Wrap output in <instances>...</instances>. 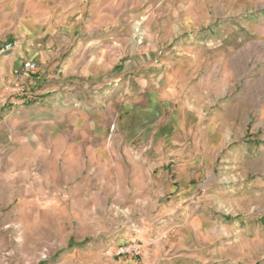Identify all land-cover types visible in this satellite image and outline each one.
<instances>
[{
  "label": "rangeland",
  "instance_id": "obj_1",
  "mask_svg": "<svg viewBox=\"0 0 264 264\" xmlns=\"http://www.w3.org/2000/svg\"><path fill=\"white\" fill-rule=\"evenodd\" d=\"M54 1L76 29H60L54 97L36 92L41 79L27 87L25 106L40 104L56 130L38 135L16 117L9 145L0 146V264L125 262L107 251L159 208L124 209L117 197L134 187V171L173 176L181 148L184 190L191 189L184 194V218L202 219V227L191 226L198 235L191 248L206 264L216 247L264 264V0ZM66 105L107 123L103 137L121 152L125 138H135L132 156L77 164L47 153L38 159L42 147L26 143L28 133H88L84 126L69 130L71 119L61 111ZM6 130L0 127L2 139ZM152 139L172 143V159L165 152L153 159L136 154L148 151L143 144ZM5 154L12 155L11 164ZM38 174L44 195L36 194ZM84 177L93 182L85 195L97 198L92 205L71 194ZM26 181L33 184L28 202ZM101 190L108 191L107 203ZM161 197L160 203L168 200Z\"/></svg>",
  "mask_w": 264,
  "mask_h": 264
},
{
  "label": "crops",
  "instance_id": "obj_2",
  "mask_svg": "<svg viewBox=\"0 0 264 264\" xmlns=\"http://www.w3.org/2000/svg\"><path fill=\"white\" fill-rule=\"evenodd\" d=\"M75 23L72 22L70 14L65 13L63 15L60 13L59 6L54 0H0V44L8 41L18 42V46L11 56L0 58V127L3 130L8 129V132L5 131L3 139L0 137V146L9 145L7 135L10 134L9 130L14 128L13 119L16 117H20L21 126H26L27 130L32 128L38 135L40 132L43 134L45 129H49V131L56 130L55 126L53 128L50 124L51 121L46 120L49 112L42 111L43 108L40 104L30 108L25 106V102L14 104L18 98L14 86V71L27 60L34 61L37 69L27 80L26 85L34 89V86H38L41 79H44L42 89L37 87L38 89L35 88L36 92L39 90L46 98L49 97L48 100L52 99L54 97L53 78L60 77L57 76L55 71L59 65L58 58L62 48L60 29H76ZM67 66H71V63L69 62ZM74 110L75 108L69 105L61 108L62 113H66L71 119L67 124L69 130H73L75 133L84 126L88 133L86 132L87 134L85 133L83 136L68 138L51 136L49 133L47 136L40 135L35 138L34 132L28 133L23 140L28 144L34 141L42 147L38 150V159L44 160L45 153H47L53 156L54 159L61 156L67 162L77 164L85 162L87 158L89 161L108 163L115 159L118 161L124 159V157L132 156L130 145L135 141V138L131 140L125 138L122 145L127 147L122 149L121 152L116 149V143L103 137L108 128L107 123H94L92 121L93 116L87 114L86 108L77 112ZM84 118L87 120H83ZM128 141H132L131 144ZM136 141L138 142V140ZM143 145L148 146L150 149L143 152L137 150L136 154L142 156V154L148 153L149 156L152 155V159L157 156L158 152H165L164 156H169L167 159H172L174 156V151L170 148V146H173L172 143H158L156 139H152ZM44 146L50 148L46 150ZM161 146L165 147L162 148ZM183 146L184 143L181 144V147ZM26 154L23 158L28 161L29 158ZM175 156H178V162L174 165L173 176H170L164 170H161L158 174H154V169L134 171V187L123 189L118 195V204L124 209L130 207L152 211L159 208L156 217L146 219L147 215H142L141 222L135 224L133 231L121 234L118 239L119 243L110 247L114 248L129 242L140 243L141 255L139 258L130 259L115 256L118 259L125 260V262L119 260L118 263L206 264L201 251H197V248H191L193 241L198 236L197 231L195 232L191 226H195V223L201 226L202 219H200L199 214H197V217L187 216L184 218V194L191 191V189L184 190V149L181 148L179 155ZM5 159L11 164L12 155L5 154ZM37 177L40 180L38 185L41 186V189L36 194L44 195L43 176L38 174ZM118 177L125 179L124 175ZM84 178L86 180H78V185L71 194H74L77 199L84 197L83 199L91 202L92 205V203H96L97 198L89 199L85 195H89L88 186L93 182L89 180L90 177ZM25 183L27 189L26 201L28 202L29 195L33 194V184L31 183L30 186L28 181ZM100 194H104V198H100V200L107 203L108 191L101 190ZM42 195L40 197L37 195L36 201L44 205L45 200ZM166 195L168 200L160 203L161 196ZM91 205L89 206L90 209L96 208L94 204ZM102 207L100 206V208ZM147 220L150 222H147ZM210 256H212V261L207 264H248L246 262L247 255L231 247L226 250L216 247Z\"/></svg>",
  "mask_w": 264,
  "mask_h": 264
},
{
  "label": "built area",
  "instance_id": "obj_3",
  "mask_svg": "<svg viewBox=\"0 0 264 264\" xmlns=\"http://www.w3.org/2000/svg\"><path fill=\"white\" fill-rule=\"evenodd\" d=\"M18 46L17 41H8L0 44V58L4 56H11ZM37 69V65L32 60H27L24 64L14 71V86L18 98L14 104H20L25 102L27 96H29L26 82L30 78L33 72ZM116 257H126L130 259H137L141 255V245L138 242H129L122 245H118L114 248H109L107 251Z\"/></svg>",
  "mask_w": 264,
  "mask_h": 264
}]
</instances>
